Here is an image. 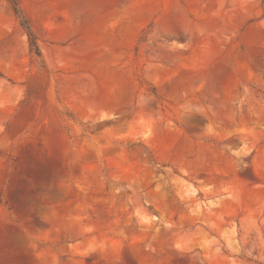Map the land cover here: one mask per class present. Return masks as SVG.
I'll list each match as a JSON object with an SVG mask.
<instances>
[{
	"label": "rangeland",
	"instance_id": "1",
	"mask_svg": "<svg viewBox=\"0 0 264 264\" xmlns=\"http://www.w3.org/2000/svg\"><path fill=\"white\" fill-rule=\"evenodd\" d=\"M0 264H264V0H0Z\"/></svg>",
	"mask_w": 264,
	"mask_h": 264
},
{
	"label": "trees",
	"instance_id": "2",
	"mask_svg": "<svg viewBox=\"0 0 264 264\" xmlns=\"http://www.w3.org/2000/svg\"><path fill=\"white\" fill-rule=\"evenodd\" d=\"M32 46H33V47H36L35 42H32Z\"/></svg>",
	"mask_w": 264,
	"mask_h": 264
}]
</instances>
